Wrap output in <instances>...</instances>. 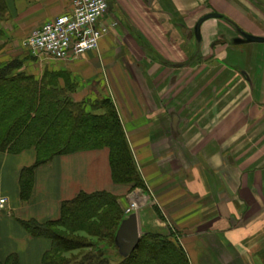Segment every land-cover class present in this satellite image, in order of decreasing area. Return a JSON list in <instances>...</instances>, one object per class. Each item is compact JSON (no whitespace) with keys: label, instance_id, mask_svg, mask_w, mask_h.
Returning <instances> with one entry per match:
<instances>
[{"label":"crops","instance_id":"obj_1","mask_svg":"<svg viewBox=\"0 0 264 264\" xmlns=\"http://www.w3.org/2000/svg\"><path fill=\"white\" fill-rule=\"evenodd\" d=\"M5 2L1 41L11 46L74 8V0ZM108 2L113 26L97 50L49 62L24 48L28 74L70 75L76 103L100 94L112 100L149 192L117 185L110 151L102 149L38 167L23 201L21 175L36 152H0V200L7 202L0 262L15 255L19 264H42L52 244L25 224L55 223L64 203L106 192L123 209L142 201L139 223L148 215L150 228H160L164 221L149 205L155 200L181 233L191 264H264V0ZM212 13L221 17L191 38Z\"/></svg>","mask_w":264,"mask_h":264},{"label":"trees","instance_id":"obj_2","mask_svg":"<svg viewBox=\"0 0 264 264\" xmlns=\"http://www.w3.org/2000/svg\"><path fill=\"white\" fill-rule=\"evenodd\" d=\"M6 15V2L0 0V21ZM1 38L0 30V41ZM76 91L77 85L68 74L47 72L37 79L26 73L20 61L0 63V152L20 154L34 149L37 155L35 165L21 175L23 201L32 196L38 167L60 156L102 149L110 151L112 176L117 185L131 191L145 190L113 101L104 98L76 103L72 99ZM155 212L162 219L157 207ZM123 215L119 199L112 194L82 193L62 205L59 221L46 225L27 223L25 228L31 236L44 237L52 244L42 264H111L104 252L86 254L80 261L65 260L62 256L88 247L84 246V239L77 238L78 233L113 244ZM117 256V264H191L181 244L154 233H147L128 258L118 253ZM0 264H19V259L13 255Z\"/></svg>","mask_w":264,"mask_h":264},{"label":"built area","instance_id":"obj_3","mask_svg":"<svg viewBox=\"0 0 264 264\" xmlns=\"http://www.w3.org/2000/svg\"><path fill=\"white\" fill-rule=\"evenodd\" d=\"M73 11L59 16L34 30L24 41V48L36 58L66 62L99 48L111 31L108 0H74ZM113 26V25H112ZM6 200H0L4 209ZM132 208H136L133 205ZM128 213L131 209L127 210Z\"/></svg>","mask_w":264,"mask_h":264},{"label":"rangeland","instance_id":"obj_4","mask_svg":"<svg viewBox=\"0 0 264 264\" xmlns=\"http://www.w3.org/2000/svg\"><path fill=\"white\" fill-rule=\"evenodd\" d=\"M0 46L2 47V51L0 52V63L1 64L6 65V64H9V63L14 62V61H20L23 63L26 73L31 72V64H28V61L30 59L28 58L29 56L26 53V51L24 50V40H23V42H17L16 44H13V46H11L7 42L0 41ZM49 62H52V61H49ZM106 97H107L106 95H101V94L98 96H92L91 98H89L88 102L93 103V101H96L98 99H104ZM131 150H132V147H131ZM132 153H133V150H132ZM133 155H134V153H133ZM134 158H135V155H134ZM135 161H136V159H135ZM136 165L138 167L137 161H136ZM138 169H139V167H138ZM139 171L141 173L140 169H139ZM141 175H142V173H141ZM142 177H143V175H142ZM143 180H144V178H143ZM144 186H145V190H142V189H138V190H140L141 192H143L145 194H148L149 187H148L147 183L145 182V180H144ZM140 203L144 204L142 201H138V202L129 204L128 206H126L123 209L124 220L127 219L131 214L137 213L139 215V213H140L139 208H142ZM149 203H151V202H149ZM155 203H157V202L154 200V201H152L153 205L152 204H149V205L153 206V208L157 207L158 210L160 211V215L162 216V219L160 218V220L164 221L163 227L150 228L149 224H147V222H146V220L148 218V215H147V218L144 217L145 218L144 219L145 223H143L144 225L140 224V228H141V232H142L141 239L147 233H154V234L164 236L166 238H170L174 242L177 241L179 244H181L182 247L184 248L185 252L187 253V255L190 257L189 249H187V247L184 245L185 243H183V238L181 236V233H179L174 228V226L171 227V226H169V224L165 223L166 218L163 216L165 211L161 206H158L159 204H155ZM133 205H136V208L133 209L132 208ZM128 209H131L130 213L127 212ZM76 236H78L77 238L80 237V239L81 238L84 239L83 240L85 242L84 246H88V247L85 249H81L79 251H76V252H70V253L64 254L62 257H64L65 260H71V261L78 260V261H80L79 259H84L86 254H89V253L100 254V252L101 253L104 252L103 255L108 257V259L112 262L111 264H117V262L119 261V258L117 256L118 250H117L115 242L113 244H111V243H108L106 240L92 238L90 236H87L84 233H78V234H76Z\"/></svg>","mask_w":264,"mask_h":264},{"label":"water","instance_id":"obj_5","mask_svg":"<svg viewBox=\"0 0 264 264\" xmlns=\"http://www.w3.org/2000/svg\"><path fill=\"white\" fill-rule=\"evenodd\" d=\"M221 16L216 13L208 14L203 17L196 26V36H200L201 25L210 19H218ZM252 42H262L263 40L258 38H249ZM142 237V232L139 223V215L137 213L131 214L127 219H125L115 238V244L119 255L122 258H128L131 256L135 250L138 248L140 240Z\"/></svg>","mask_w":264,"mask_h":264},{"label":"flooded vegetation","instance_id":"obj_6","mask_svg":"<svg viewBox=\"0 0 264 264\" xmlns=\"http://www.w3.org/2000/svg\"><path fill=\"white\" fill-rule=\"evenodd\" d=\"M204 17H205V16H204ZM201 19H202V18H201ZM201 19H200V20H201ZM190 36H191V38H195V36H196V28H195V32L191 33ZM196 38H197V36H196Z\"/></svg>","mask_w":264,"mask_h":264}]
</instances>
